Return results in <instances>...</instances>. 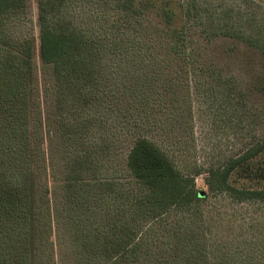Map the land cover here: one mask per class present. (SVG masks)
I'll return each instance as SVG.
<instances>
[{"label":"rangeland","instance_id":"374dc122","mask_svg":"<svg viewBox=\"0 0 264 264\" xmlns=\"http://www.w3.org/2000/svg\"><path fill=\"white\" fill-rule=\"evenodd\" d=\"M60 2L63 17L103 48L95 60L103 73L120 82L127 79L123 82L134 92L124 94L121 89L93 100L58 102L51 69L43 68L39 59L36 0H27L25 10L5 25L10 41L33 42L35 68L29 88L35 102L29 112L40 127L33 148L0 162L8 181L25 192L34 214L19 224L12 240L1 242L17 260L12 264H91L75 251L70 222L98 219L97 211L113 206L119 218L129 216L126 204L133 197L126 199L119 188L121 184L133 194L137 191L126 168L127 152L137 136L161 146L183 174L193 175L197 189H205L209 167L222 165L264 138V58L244 41L251 38L257 44L264 36V0H132L127 13L119 9L122 0ZM160 8L174 14L168 28L158 16ZM173 30L184 32L191 54L186 76H180L181 66L166 53ZM83 101L91 102L89 107ZM66 114L68 120L83 123L65 126ZM80 154H85L83 160L77 159ZM99 180L116 182L109 190L116 198L103 194L100 185L90 186ZM211 199L214 212L212 204L219 198ZM131 202L134 209L135 200ZM69 208L78 214L68 216ZM46 211L55 216L50 228L42 224ZM196 216L167 215L154 223L138 216L134 230L145 238L152 256L162 242L172 239L175 228H181L180 239L184 232L198 230ZM209 227L223 238L238 234L226 219L217 218Z\"/></svg>","mask_w":264,"mask_h":264},{"label":"trees","instance_id":"16d2710c","mask_svg":"<svg viewBox=\"0 0 264 264\" xmlns=\"http://www.w3.org/2000/svg\"><path fill=\"white\" fill-rule=\"evenodd\" d=\"M131 2L122 0L118 4L119 9L127 13ZM60 3V0H36L39 59L43 68L51 69L53 87L56 95H60L56 100H93L121 89L124 94L134 92L131 85L123 82L127 79L120 82L107 76L112 74L103 73L95 63L103 55V48L63 17ZM26 5L27 0H0V162L33 148L34 138L40 133V127H37L36 120L31 121L29 112V105L35 102L29 88L35 68L33 42L29 39L12 42L4 33L5 25L20 15ZM173 15L168 8L158 11L165 28L172 23ZM244 41L264 58V36L257 44L251 38ZM165 49L176 65L181 66L178 70L180 76H186L191 54L187 50L184 32L171 31ZM111 53L128 56L121 52ZM105 80H109V84ZM77 96L83 98L74 99ZM90 103L83 101L86 107ZM38 106L36 103V108ZM67 117L68 114L62 117L67 127L83 123L80 119L68 120ZM84 157L85 154H80L77 159L83 160ZM126 168L139 192L133 194L131 189L120 184L119 191L126 193V199L132 195L135 200L134 209L131 198L126 204L130 210L128 217L119 218V212L113 206L97 211L98 219H84V224L70 222L69 234L75 251L91 264H264V212H260L264 208V138L222 165L209 167L204 177L205 189H197L193 175L183 174L161 146L144 136L133 139L126 155ZM6 175L1 166L0 264L17 261L12 260L14 258L7 253L6 243H2L13 239L20 223L34 219L24 198L25 192L23 189L19 192ZM91 185H100L103 194L108 192L116 198L114 191L109 192L115 189L116 182L99 180ZM217 197L222 202L212 204L216 209L213 212L210 209L211 198ZM251 205L253 213H248ZM76 208L66 209V214H78L74 211ZM45 213L46 219L42 224L50 228V220L55 222V216ZM186 213L195 220L198 213V230L186 231L185 237L180 239L181 228H175L171 240L165 244L162 242L152 256L147 254L149 245L146 246L145 238L138 237L134 230L135 217L147 216L154 223L161 222L167 215ZM217 218L226 219L229 227H235L237 236L223 238L212 231L210 222L217 221ZM143 250L146 251L144 256Z\"/></svg>","mask_w":264,"mask_h":264}]
</instances>
